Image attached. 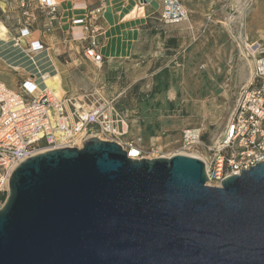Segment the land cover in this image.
I'll return each instance as SVG.
<instances>
[{"label":"water","instance_id":"95a60500","mask_svg":"<svg viewBox=\"0 0 264 264\" xmlns=\"http://www.w3.org/2000/svg\"><path fill=\"white\" fill-rule=\"evenodd\" d=\"M0 264H264V161L214 186L197 157L97 137L38 153L9 177Z\"/></svg>","mask_w":264,"mask_h":264},{"label":"rangeland","instance_id":"374dc122","mask_svg":"<svg viewBox=\"0 0 264 264\" xmlns=\"http://www.w3.org/2000/svg\"><path fill=\"white\" fill-rule=\"evenodd\" d=\"M181 1L189 12L187 21L165 24L156 11L146 14V19L139 16L142 25L129 57L97 66L84 58L82 42L73 38L76 29L67 21L68 9L63 20L47 31V15L36 7V0H29L28 14L18 0H0V25L6 29L0 31V82L16 90L30 74L38 76L37 69L57 71L62 88L58 96L89 93L113 100L129 122L127 137L147 151L153 147L170 156L197 154L205 162L206 148L183 149L182 133L202 127V140L216 142L240 86L254 69L247 46L264 47V0ZM111 3L122 12L133 7L135 12L147 11L137 8L140 0ZM32 12L36 19L30 38H21L22 50L14 39L25 20L31 22ZM105 19H110L109 10ZM33 39L46 49L36 54L28 51L26 44ZM224 55L225 61L219 63Z\"/></svg>","mask_w":264,"mask_h":264},{"label":"built area","instance_id":"2783aa9c","mask_svg":"<svg viewBox=\"0 0 264 264\" xmlns=\"http://www.w3.org/2000/svg\"><path fill=\"white\" fill-rule=\"evenodd\" d=\"M20 7L27 10L29 0H18ZM36 7L45 12L47 31L54 23L63 20L64 10H79L82 16L72 17L73 38L82 42V53L86 60L101 66L105 60L101 52L105 44V30L102 25L111 0H36ZM24 15V14H23ZM25 20L20 37L30 33L36 17L34 13ZM159 18L165 24L187 21L189 12L181 0H160ZM78 28V29H77ZM28 51L39 53L44 44L36 39L27 42ZM249 56L254 60L250 79L240 86L228 119L215 143L206 144L202 127L187 128L182 133L181 146L185 150L203 146L208 155L205 171L208 184L220 186L224 178L241 173L255 163L264 161V47L247 46ZM35 64L34 56H30ZM49 72L37 69L38 76L30 74L16 90L0 82V208L9 189L12 171L25 159L38 153L64 147L81 148L91 137L113 141L119 144L131 159L169 157L161 150L143 145L127 137L129 122L116 108L113 100L93 94L56 95L43 84ZM39 81L42 87L37 83ZM40 88H37V87ZM211 185V184H210Z\"/></svg>","mask_w":264,"mask_h":264},{"label":"crops","instance_id":"0c3cea01","mask_svg":"<svg viewBox=\"0 0 264 264\" xmlns=\"http://www.w3.org/2000/svg\"><path fill=\"white\" fill-rule=\"evenodd\" d=\"M140 4H146V5L148 4L147 6L148 8L146 6L145 7L143 6V9L144 8L147 9V11L144 12V14L138 12V10L135 12L134 7L128 9L125 12H122L117 9V5L112 4V3L110 4V7L108 9L110 12V19L106 20L104 16V20L102 21V25L106 32L105 33V44L101 48V52L103 56L105 57L104 61H110L113 58H126L127 59L129 57V53H131L132 51V46H134L136 42L135 41L136 36L140 32V26L142 25L141 23H139V20L137 21L139 16H142L144 17V19H146V16L152 11H156L159 15L160 0H145V2H142V3L140 1ZM137 8L139 10L142 9L140 8V6ZM67 15H68V18H67V21H68L72 17H77V16L79 17V16H82L83 14L79 10L68 9ZM133 52H136L135 49H133ZM218 61L219 63H222L221 61L224 62L225 55L219 58ZM180 98H183L182 92H181Z\"/></svg>","mask_w":264,"mask_h":264},{"label":"bare ground","instance_id":"6f19581e","mask_svg":"<svg viewBox=\"0 0 264 264\" xmlns=\"http://www.w3.org/2000/svg\"><path fill=\"white\" fill-rule=\"evenodd\" d=\"M142 6L141 7H147L148 4H141ZM148 8V7H147ZM6 30L4 26L0 25V31H4ZM21 38H30L29 35L27 36H24V37H20V40H22ZM14 40H17V39H14ZM33 41V40H31ZM30 41V42H31ZM15 46H18L19 48H21L22 50H24L21 46L20 43H18L17 41L15 42L14 44ZM33 51V50H32ZM251 51L254 52L255 51V48L254 47H251ZM34 52V51H33ZM35 53V52H34ZM248 64V63H247ZM253 73V72H252ZM43 84L46 86V88L48 90H50L51 92H53L54 94L58 95V93H60L62 91V88L60 86V75L58 72H55L54 74H46V76H44V81H43ZM37 88H40L39 86ZM190 155V154H189ZM191 156H195V157H199L197 154H191ZM200 158L203 159V157L200 156ZM201 159V160H202ZM205 160V158L203 159Z\"/></svg>","mask_w":264,"mask_h":264}]
</instances>
